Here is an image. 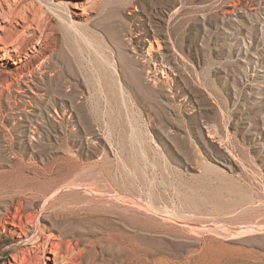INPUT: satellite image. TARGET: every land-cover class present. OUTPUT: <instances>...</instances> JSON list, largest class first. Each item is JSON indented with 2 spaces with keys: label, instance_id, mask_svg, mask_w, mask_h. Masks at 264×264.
<instances>
[{
  "label": "rangeland",
  "instance_id": "1",
  "mask_svg": "<svg viewBox=\"0 0 264 264\" xmlns=\"http://www.w3.org/2000/svg\"><path fill=\"white\" fill-rule=\"evenodd\" d=\"M20 2L50 15L46 0ZM128 2L137 6L133 14ZM100 7L87 31L95 40L64 36L78 65L73 94H65V70L42 83L47 95L33 112L20 110L18 96L10 100L0 121V186L17 185L14 155L26 162L31 149L52 159L70 148L91 164L82 190L44 209L34 198L29 207L41 210L42 223L57 225L68 245L64 264H126L135 253L144 264H264V0H113ZM154 36L175 80L145 89L127 75L126 101L104 102L92 42L110 55L117 37L123 56L144 70ZM49 96L73 100V121L48 117ZM37 121L41 138L30 146L25 136ZM94 133L99 140L87 146ZM130 200L142 205L140 215L123 209ZM30 245L1 233L0 264H12L19 248H38Z\"/></svg>",
  "mask_w": 264,
  "mask_h": 264
},
{
  "label": "bare ground",
  "instance_id": "2",
  "mask_svg": "<svg viewBox=\"0 0 264 264\" xmlns=\"http://www.w3.org/2000/svg\"><path fill=\"white\" fill-rule=\"evenodd\" d=\"M112 1L46 0L49 15L45 14L42 8H33L20 0H0V121L7 115L6 108L15 95L19 98L22 112L26 114L33 112V103L44 99L47 95L42 83H50L54 79L61 78L65 70L69 75L65 94L67 96L73 94L76 82L79 81L76 74L78 65L73 46L64 41V36L80 34L90 44V40L95 39L93 37L91 39L87 31L96 14V8L102 6L100 7L102 11ZM233 7L232 3L225 4L224 13L232 14ZM127 10L128 14H133L137 10L136 4L128 2ZM153 39L154 42L148 41L144 53V70H139V67L134 65L135 62L132 64L123 56L120 48L122 45L117 37L111 38L113 48H110V55L98 51L97 44L94 47L92 42L97 68L95 72L102 82V90L99 92L104 102H113L116 106H120L126 101L129 96L125 89L127 75L134 86L145 89H152L160 82L170 85L175 80L176 68L168 61L161 42L155 36ZM161 41L165 40L161 39ZM57 52L61 54V62L57 60L53 62ZM86 90L89 94L92 93L88 87ZM48 102L50 108H46V112L50 119L56 122L73 121L75 117L73 100L66 104L63 98L49 96ZM39 126L40 123L37 121L30 123L28 127L29 132L25 138L30 146L41 138ZM75 126L73 124L72 130L76 129ZM99 138L94 133L85 137L84 143L89 146L96 143ZM62 151V156L49 159L31 149L26 162L22 156L14 155L16 164L13 173L18 174L15 178L17 185L0 186V195L4 197L0 196L3 200V203H0V234H13L20 243L38 246L34 252L29 253H24L23 249L19 248L12 254V264H64L65 262L64 254L68 252V245L61 240L59 233L54 232L57 225L51 222L50 226H47L41 222V210L29 209L34 198L42 200L43 204L40 207L44 209L62 199L67 192L82 190L81 175L91 174V164L79 162L76 153L74 154L70 148ZM85 192L88 193V189H85ZM121 197L116 198L115 201L122 202L124 199ZM127 204V207L123 208L127 212L133 215L141 214L143 208L140 203L131 201ZM151 212L154 213L153 210ZM141 256L138 253L133 254L126 264H144Z\"/></svg>",
  "mask_w": 264,
  "mask_h": 264
}]
</instances>
